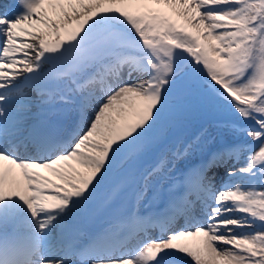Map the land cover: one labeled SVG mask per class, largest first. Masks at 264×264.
<instances>
[{
    "label": "snow or ice",
    "instance_id": "snow-or-ice-1",
    "mask_svg": "<svg viewBox=\"0 0 264 264\" xmlns=\"http://www.w3.org/2000/svg\"><path fill=\"white\" fill-rule=\"evenodd\" d=\"M0 264H264V0L0 15Z\"/></svg>",
    "mask_w": 264,
    "mask_h": 264
},
{
    "label": "rangeland",
    "instance_id": "rangeland-1",
    "mask_svg": "<svg viewBox=\"0 0 264 264\" xmlns=\"http://www.w3.org/2000/svg\"><path fill=\"white\" fill-rule=\"evenodd\" d=\"M17 2H18V0H16V3ZM15 6H16V4L13 3L11 6L12 9L9 10L10 14L15 10ZM204 127H207V125H205ZM201 130H202L201 124L199 122H193L188 127L181 129L180 135H181V137H188V136H192L194 134L199 133ZM209 131H211V129H209ZM145 166L147 167V163Z\"/></svg>",
    "mask_w": 264,
    "mask_h": 264
},
{
    "label": "bare ground",
    "instance_id": "bare-ground-1",
    "mask_svg": "<svg viewBox=\"0 0 264 264\" xmlns=\"http://www.w3.org/2000/svg\"><path fill=\"white\" fill-rule=\"evenodd\" d=\"M15 4H16L15 11H17L18 10V2L17 3L15 2ZM43 174H47V173H43Z\"/></svg>",
    "mask_w": 264,
    "mask_h": 264
}]
</instances>
